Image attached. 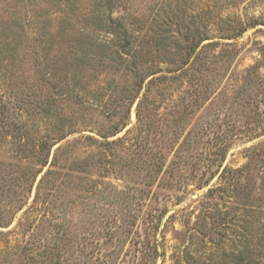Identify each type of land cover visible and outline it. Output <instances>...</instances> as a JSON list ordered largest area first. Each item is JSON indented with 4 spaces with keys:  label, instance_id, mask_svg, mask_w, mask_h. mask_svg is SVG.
<instances>
[{
    "label": "rangeland",
    "instance_id": "obj_1",
    "mask_svg": "<svg viewBox=\"0 0 264 264\" xmlns=\"http://www.w3.org/2000/svg\"><path fill=\"white\" fill-rule=\"evenodd\" d=\"M106 1L0 0V264H264V0Z\"/></svg>",
    "mask_w": 264,
    "mask_h": 264
},
{
    "label": "trees",
    "instance_id": "obj_2",
    "mask_svg": "<svg viewBox=\"0 0 264 264\" xmlns=\"http://www.w3.org/2000/svg\"><path fill=\"white\" fill-rule=\"evenodd\" d=\"M106 2L109 6L110 4L113 3L112 0H107ZM102 26H103L102 29L105 32L113 34L114 36L117 37V40L119 42L117 47L119 48V51H122L123 49L129 46L130 42L128 41L127 30L121 22H119L115 18H112L109 15L107 16V19H105V22Z\"/></svg>",
    "mask_w": 264,
    "mask_h": 264
}]
</instances>
